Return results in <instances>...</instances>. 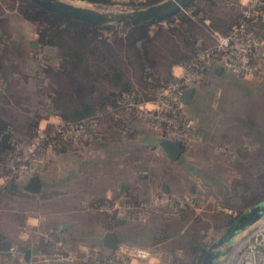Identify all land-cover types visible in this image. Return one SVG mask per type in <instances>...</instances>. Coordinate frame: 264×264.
<instances>
[{
  "label": "rangeland",
  "instance_id": "1",
  "mask_svg": "<svg viewBox=\"0 0 264 264\" xmlns=\"http://www.w3.org/2000/svg\"><path fill=\"white\" fill-rule=\"evenodd\" d=\"M70 2L79 6L95 8L99 10H110V11H120L127 10L130 11L135 7H146L157 0H108L107 3H90L84 0H63ZM231 0H215L213 4V11L205 14L204 18L202 14L198 16H192L195 21V26L193 29V34L196 39H208L209 35L206 33L208 28L213 26V19L224 17L227 11V4L231 3ZM146 4V6H144ZM200 5L199 2H195L193 7H187L182 9L187 14H191V11L196 10ZM16 0H0V20L2 24L0 26V60L3 66L10 67L4 74H8V90H6L3 95V103H0V109L3 106V111L1 116L8 119L13 126L19 128L20 135L19 142L22 143V157L23 160L27 156L28 146L30 143L26 144L27 127L28 124L36 120L37 117L41 116L38 120V128H42L45 133L49 128L52 132L55 128H59L63 123L68 120L63 119L59 111L51 106V101L48 94H53L54 87L57 83L55 74L47 76L44 73V69L57 70L59 68V51L57 48H42L38 45H33L36 43L35 35V25L31 22L25 20L16 9ZM204 19H208V23H204ZM163 28H167L168 24L163 21L159 23ZM173 26L176 27L175 24ZM152 28H156V25H152ZM159 43V51L164 54H171L169 50L174 46L179 49L181 41L180 31L176 33H165L164 36L160 35V38L155 41ZM210 44V43H208ZM158 51H156V54ZM155 54V52H154ZM157 60V72L158 75L166 79L173 72H177L176 65L164 64L161 67V63L164 57L154 56ZM264 57V56H263ZM264 61V59H263ZM118 62H120L118 60ZM120 65V64H119ZM264 66V63H262ZM184 66V65H182ZM41 71L38 74H34L36 69ZM183 67L179 70L182 72ZM218 70L219 74L216 73ZM215 71V73H214ZM131 72V75H130ZM177 73V74H180ZM128 74L127 81L129 86L133 90L141 88L139 80L136 76H133V71L127 70ZM4 74H0V93L2 94L5 83L2 79ZM126 74V75H127ZM205 74V73H204ZM174 74H172L173 77ZM10 76V77H9ZM125 78V77H124ZM129 78V80H128ZM262 81L252 80V77L245 76L241 77L230 71L222 69H211L208 71L206 77L204 76L199 80V82L194 86L195 92L193 97L190 98L189 102L185 105V115L186 118L193 123V135L194 141L188 143L187 156L183 165H178L174 167L173 171L180 167L184 170H195L197 173L202 175L198 180H194L191 184H184L183 186V198H189V187L199 189L196 193L194 199H198V204L195 205V209L190 210L184 218H174L169 219L162 218V216H157L161 213L160 209L152 212L148 215V219L145 222H130V226L134 230L144 232V237H140L136 240L129 241L131 244L136 245H150L154 243L158 244L159 247L156 249L164 250L169 255L159 256L152 259L151 264H182L186 263L191 257L192 244L196 242H203L206 245H210L216 238H218L226 229L224 217L221 216L219 220L217 216L230 215L235 217L241 212L246 211L250 206L264 199V139L257 145H251L246 147L247 154L242 161L239 160L238 156L235 154L236 150L234 147H230L231 153L224 148L225 141H223L225 128L232 122H240L239 118L242 116L240 112L241 101L244 97L252 96V99L263 98L264 100V75L262 76ZM7 81V80H6ZM125 81V80H124ZM165 83V82H163ZM110 84L102 81L98 84V92L107 96L112 87ZM193 88V89H194ZM10 91V93H8ZM156 94H153L149 99L141 102L140 106L142 109H146L145 106L151 107V102L155 100ZM262 104L258 105L256 109L260 112L261 118H263L264 126V101ZM51 106V107H50ZM124 106L117 110L120 114V118L129 119L134 116L132 121L139 123L141 127L146 128V136H154L156 134L155 129L161 130V135L163 137V129L161 125L155 123L151 117L144 114V111H139L135 106ZM103 112L95 114L96 117L94 121L102 122L105 115H100ZM47 117V118H44ZM53 118L58 121L55 125L45 127L41 124L42 119ZM198 120V121H197ZM196 123V125H195ZM95 124L92 123V125ZM199 128L202 132L203 141L198 143L196 141L194 128ZM47 128V129H46ZM86 130V129H85ZM85 130L78 136V139H64L65 137L57 135L55 137H60V139L71 140L74 142H80L83 138ZM18 135V132H17ZM137 137H140L138 135ZM143 138H139V140ZM195 142V143H194ZM54 145L53 143H48V145ZM47 145V146H48ZM200 145V146H198ZM25 148V152L23 154ZM46 148L43 146V149ZM43 149H41V154ZM233 149V150H232ZM193 153V157L191 156ZM143 154H153L152 152L146 151L144 147L135 151V155ZM238 154V153H237ZM21 155V154H20ZM44 159H46L44 157ZM47 161L44 163L46 167ZM12 162L8 164V170L11 168ZM7 167V166H6ZM0 164V214L5 208L6 202L5 197L7 196L6 185L9 181L7 180V175L9 172L6 171ZM43 167V169H45ZM42 169V170H43ZM180 174L173 173L171 184L177 181ZM139 185H142L141 180L138 181ZM14 186L13 183H11ZM154 192L150 199H154L156 194L162 197L166 196L160 188ZM223 191H230V195H224ZM163 193V194H162ZM229 193V192H228ZM238 195V196H237ZM241 198V199H240ZM163 215V214H162ZM4 221L0 215V236L4 240L3 227ZM172 234V238L167 236L161 238H153L161 232ZM147 233V234H146ZM149 233V234H148ZM156 233V234H155ZM10 235V236H9ZM11 239H14L21 243V235L18 237V232H13L8 234ZM24 236V235H23ZM153 236V237H152ZM21 240V241H20ZM163 242V243H162ZM23 243L18 244L21 247L25 246ZM24 248V247H23ZM222 257L216 260L215 264H223Z\"/></svg>",
  "mask_w": 264,
  "mask_h": 264
},
{
  "label": "crops",
  "instance_id": "2",
  "mask_svg": "<svg viewBox=\"0 0 264 264\" xmlns=\"http://www.w3.org/2000/svg\"><path fill=\"white\" fill-rule=\"evenodd\" d=\"M248 2L249 0H234L230 4L228 3V13L224 17L219 16L220 18L214 19L216 22L225 23V29L210 27L206 32L209 38H199L198 41H202L203 44L211 43L210 31H217L222 34V31L227 32L234 22L233 16ZM203 21L204 23L209 22L208 19ZM263 59L264 57L261 58V63H264ZM182 65V63L177 64L178 71L172 74L179 73ZM212 68L230 71L224 68L221 63H214L205 71L204 78ZM219 72L216 71L218 74ZM263 75L264 73L252 77V80L255 83L262 81ZM194 92L195 88L193 95ZM262 100L263 98L257 97L253 100L250 94L248 97L245 96L240 106L242 115L239 118L240 122H232L225 128L222 138L226 143L224 148H227L230 153L231 150H228L230 147L237 149L235 154L240 161L247 154L246 147L257 145L264 139V126L261 123L263 118L259 117L261 113L256 110L258 105L262 104ZM44 118L41 120V124L43 123L45 127L55 125L58 122L53 118L51 120ZM133 119L134 116L127 120L124 119L121 124L107 120L96 121L95 124L86 128L80 142L65 140L60 144L45 146L46 148L42 151L43 154L39 151V154L45 157L47 161L45 169L38 175L39 192L31 193L24 190L29 179L12 186L10 189L6 185L7 197H11L12 200L6 201L2 214H20V221L12 222L8 217L4 219V225H7L6 228L3 227V234L7 235H4V240L0 236V246L13 243L14 239H11L8 234L16 231L18 237L21 235L22 246L25 245L23 246L25 249L31 250L37 242L40 230L55 227L59 236L69 245L85 244L88 248H100L102 254H108L112 250L102 245V238L108 231L107 224L102 219L92 215L89 208L92 203L102 199L116 198L121 193V187L129 186L131 181L137 177L138 181L141 180L142 185H139L137 181L133 185L135 187L132 192L139 198L152 197L162 184L167 186L168 192L172 195H185L182 185H189L194 180H199L202 175L197 173L198 170L195 172V170H184L180 167L173 171L179 163L170 161L162 148L163 137L160 128L154 130L156 131L154 136H146L147 129L132 121ZM194 130L195 135H197L195 142H202L203 132L197 127ZM138 135L140 137H137ZM139 138H143V140L141 141ZM16 146L17 151L11 154L8 164L11 163L12 158L22 157V143L19 142ZM141 147L153 154L136 156L135 151ZM189 149H186L184 157H182L184 161ZM24 152L25 148L23 154ZM191 156H194L193 153ZM174 172L180 175L177 181L173 182V185L170 181ZM191 188L193 187L190 185L189 193L193 194ZM193 189L195 196L199 189L197 186ZM17 191H22V193ZM162 214L159 213L157 216L161 215L163 219H169L167 214ZM117 237L118 249L125 247L154 249L159 247V242L150 245H136L123 243V236ZM17 241L19 240H16V244H21Z\"/></svg>",
  "mask_w": 264,
  "mask_h": 264
},
{
  "label": "trees",
  "instance_id": "3",
  "mask_svg": "<svg viewBox=\"0 0 264 264\" xmlns=\"http://www.w3.org/2000/svg\"><path fill=\"white\" fill-rule=\"evenodd\" d=\"M84 1L90 3L109 2L108 0ZM231 1L233 2L234 0ZM16 2V9L20 15L35 25L34 30L37 45L42 48H57L59 51V68L57 70L44 69V73L47 76L55 74L57 78L53 94H48L51 106H54L59 111L60 116L69 122H77L103 112L105 113V121L121 124L123 119L120 118L118 111H113L112 114L106 112L125 103L127 99L133 101H145L149 99L155 94V89L159 84L167 82L172 78L171 74L168 78L160 80L162 77L156 73L158 63L154 56L164 57L163 62L160 64L161 67L164 64H185L194 59L199 49L209 45L208 43L203 44L202 41L199 42V38L196 39L194 37L192 31L195 21L192 16L202 14L201 18H204L205 14L213 11L212 7L215 0H194L185 7H193L195 2H199L200 5L198 6L200 7L191 11V14L180 11L159 22L141 23L131 27L93 25L59 15L28 0H16ZM240 16L241 10L233 16V24L238 21ZM163 21L168 24L167 28L160 26L159 23ZM1 24L2 20H0V26ZM152 25H156V28H152ZM213 26L223 30L226 24L221 21L216 22L213 19ZM178 31L181 33L182 41L179 49L173 46L169 50V52L172 50L171 54L168 55L167 53L160 52L158 49L159 43H155L160 38V35L164 36L165 33H176ZM222 32L226 33V31ZM156 51H158L157 54ZM8 69L11 68L3 66L0 60V74H4ZM130 69L133 71V76L135 75L140 82L139 84L142 85L137 90H133L127 81L126 76L128 77V74L126 71ZM40 71L41 68L36 69L34 74L36 75ZM7 78L8 74L2 76L5 87L3 88V93H0L1 103H3V95L8 90L7 84L9 79ZM102 81L110 84L109 86L113 88L109 93H106L108 94L107 96H104L103 92L100 93L97 90L99 82ZM2 111L3 106L0 109V114ZM40 119L41 116H38L36 120L28 124V137L25 139L26 144L34 140L36 130L38 129V120ZM46 132L49 135V128ZM19 135V128L13 126L8 119L0 115V164L4 168L12 156L11 154L17 151L16 145L19 143ZM48 140L43 146H47L50 142L60 144L65 141L64 139H60V137L50 135ZM7 168L8 166L6 167V171L9 172L10 169L8 170ZM17 192L22 193V191ZM222 193L230 195V191H223ZM7 200L12 199L6 196L4 201L6 202ZM189 211L183 210L180 215L171 217L184 218ZM222 214L217 216L216 220H219L223 216L226 225L233 220V217L230 215ZM0 215L3 221H5L6 217L10 218L12 222L20 221V214H18L19 216L2 213ZM101 215V219L106 222L107 216L105 214ZM130 229L131 233L123 237V243H129V241L144 237V232L139 231V229L134 230L132 227ZM165 234L169 237L172 236V234L165 231V233L161 232L152 237L161 238ZM158 244H161V242ZM207 247L208 245L203 242L192 244L191 257L186 263L183 262L182 264H199Z\"/></svg>",
  "mask_w": 264,
  "mask_h": 264
},
{
  "label": "built area",
  "instance_id": "4",
  "mask_svg": "<svg viewBox=\"0 0 264 264\" xmlns=\"http://www.w3.org/2000/svg\"><path fill=\"white\" fill-rule=\"evenodd\" d=\"M260 22L264 23V0H249L241 9L238 21L226 33L210 31L211 43L199 49L192 61L183 64L180 74H174L169 81L156 87V97L151 102V107L145 106L146 109H142L141 102L131 99L122 104L135 106L161 125L163 139L188 145L194 141L193 123L186 118L183 97L189 89L194 88L210 66L221 63L224 68L241 77H255L264 73L261 63L264 56V30L259 29ZM122 107L124 106L119 105L111 108L106 113L112 114ZM95 116L77 122L67 121L49 132V135L78 139L83 130L96 122ZM49 135L42 128H38L34 140L27 148V156L23 160L20 157L11 159L12 165L7 175L9 183L18 185L34 175H39L46 161L39 151L49 141ZM157 209L172 211L176 206L164 196L149 199L136 207L99 208L109 212L115 210L118 217L130 213L132 217L142 221ZM164 255L169 253L156 248L140 247L119 248L102 254L100 248L91 249L85 244L69 245L59 236L55 227L40 230L37 242L31 250L16 243L0 246V264H151L152 259ZM222 259L223 264H264V215L232 240L230 250Z\"/></svg>",
  "mask_w": 264,
  "mask_h": 264
},
{
  "label": "water",
  "instance_id": "5",
  "mask_svg": "<svg viewBox=\"0 0 264 264\" xmlns=\"http://www.w3.org/2000/svg\"><path fill=\"white\" fill-rule=\"evenodd\" d=\"M46 10L59 15L91 23L98 26L131 27L141 23L159 22L184 9L194 0H160L146 7H135L130 11L99 10L90 7L75 5L63 0H28ZM259 29L264 30V23H259ZM34 46L36 44H33ZM194 89H189L183 101L187 104L193 95ZM161 146L168 155L170 161L176 159L182 152V148L175 143L163 139ZM12 187L8 183V189ZM165 193L168 191L163 185ZM24 190L31 193H38L40 190L39 176L29 178ZM264 215V199L250 206L246 211L241 212L227 225L225 231L216 238L205 250L199 264H215L216 260L223 257L231 248L232 240L246 227L256 222ZM102 245L111 249H118V239L114 232H106L102 238Z\"/></svg>",
  "mask_w": 264,
  "mask_h": 264
},
{
  "label": "flooded vegetation",
  "instance_id": "6",
  "mask_svg": "<svg viewBox=\"0 0 264 264\" xmlns=\"http://www.w3.org/2000/svg\"><path fill=\"white\" fill-rule=\"evenodd\" d=\"M37 45V43H35ZM178 146H180L182 148V152L179 154V156L173 160V162H178L179 165H183L184 160L182 159V157H184V154L186 152L187 146L186 145H182V144H177ZM138 177L135 178L133 181H131V183L128 185H124V187H121V193H119V195L116 198L113 199H102L99 201H96L94 203H92L89 208H90V212L92 213V215L95 218H102L101 214H105L107 216V220H106V224H107V232H114L116 237L117 236H128L131 233V226H130V222H145L146 219H148V217L145 220H139L138 218H134L131 216L130 213L126 214L123 217H118L117 212L114 210L112 212L109 211H105V210H99V208L101 207H112V206H116L119 208H126V207H136V206H140L143 203L147 202L150 198H139L136 194H134V192H132V189H134L135 186H133L138 180ZM162 184L161 187L159 186L158 188H160V191H162L166 197H168L171 201L172 204H174L176 206L175 210H169V209H164L161 210L160 212L163 214H167L168 217L171 216H177L180 215L181 212H183V210H193L195 209V205L198 204L197 200L198 199H194V193L195 190L193 188H191V192L193 194H190L189 198H183V196L180 195H172L169 192L165 193L164 192V188H163ZM165 188L167 191L168 188L165 185ZM158 191L157 194H159V190L157 189L156 192ZM162 193V194H163ZM155 196V198H161V194ZM157 211V210H155ZM154 211V212H155ZM152 213V212H151ZM150 213V214H151ZM150 216V215H149ZM106 233V232H105ZM118 238V237H117Z\"/></svg>",
  "mask_w": 264,
  "mask_h": 264
},
{
  "label": "bare ground",
  "instance_id": "7",
  "mask_svg": "<svg viewBox=\"0 0 264 264\" xmlns=\"http://www.w3.org/2000/svg\"><path fill=\"white\" fill-rule=\"evenodd\" d=\"M76 5V4H75Z\"/></svg>",
  "mask_w": 264,
  "mask_h": 264
}]
</instances>
